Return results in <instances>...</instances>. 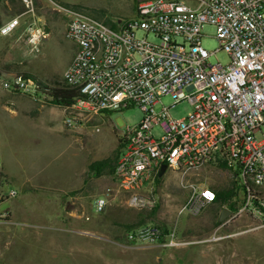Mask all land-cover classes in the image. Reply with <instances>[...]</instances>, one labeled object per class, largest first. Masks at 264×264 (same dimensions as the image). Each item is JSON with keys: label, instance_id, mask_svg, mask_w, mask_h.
Wrapping results in <instances>:
<instances>
[{"label": "rangeland", "instance_id": "374dc122", "mask_svg": "<svg viewBox=\"0 0 264 264\" xmlns=\"http://www.w3.org/2000/svg\"><path fill=\"white\" fill-rule=\"evenodd\" d=\"M20 4L17 0L6 7L0 0V23L23 13L24 5L13 13ZM133 4L132 0H34V14H21L18 30L0 36V78L25 73L52 87L61 84L76 48L64 36L69 18L62 8L76 6L93 15L102 10V19L118 25L135 15ZM32 20L48 34L34 50L23 35L24 25ZM203 32L209 35L202 44L215 50L214 27L206 26ZM210 61L227 64L229 57L217 50ZM41 98L43 104L0 86V264H264V219L246 212L228 214L215 226L222 210L214 202L197 215L179 213L188 184L227 187L234 180L227 168L209 163L185 175L167 170L137 194L120 191L114 174L93 176L88 164L112 154L123 127L139 121L140 109L109 111L70 127L64 122V107L53 104L46 93ZM163 102L171 100L164 97ZM190 109L182 101L170 114L180 118ZM98 196L106 198L100 211L93 207ZM233 201L239 208L244 192L237 190ZM155 204L154 216L146 224L174 229L177 245L127 239L126 224Z\"/></svg>", "mask_w": 264, "mask_h": 264}, {"label": "built area", "instance_id": "2783aa9c", "mask_svg": "<svg viewBox=\"0 0 264 264\" xmlns=\"http://www.w3.org/2000/svg\"><path fill=\"white\" fill-rule=\"evenodd\" d=\"M132 1L135 15L115 28L62 8L69 18L64 36L76 46L62 78L80 93L64 107L65 124L74 127L80 119L137 106L139 121L118 135L114 177L120 191L137 194L158 177L163 164L165 172L182 175L209 163L224 165L245 192L231 217L246 212L263 220L264 199L255 188L264 189V0ZM21 2V14L33 15L34 0ZM21 14L0 24V36L18 30ZM206 26L215 29L218 47L213 51L202 44L209 35L203 32ZM23 35L34 50L48 34L32 20ZM217 50L228 55L227 64L210 61ZM0 86L44 102V87L31 75L1 77ZM164 97L171 102L165 104ZM182 101L191 109L175 118L170 109ZM188 188L179 213L197 215L215 200L207 185L190 183ZM105 205L104 196L93 202L97 211ZM163 236L164 245L179 243L174 229L163 234L152 224L126 233L128 240L144 243Z\"/></svg>", "mask_w": 264, "mask_h": 264}, {"label": "trees", "instance_id": "16d2710c", "mask_svg": "<svg viewBox=\"0 0 264 264\" xmlns=\"http://www.w3.org/2000/svg\"><path fill=\"white\" fill-rule=\"evenodd\" d=\"M2 1L4 2L6 7H10V5H12L17 0H2ZM63 5L68 6L67 4H63ZM71 7L73 9L79 10L76 6H71ZM131 9L135 11L136 9L135 4L132 5ZM22 10H23V3L21 2L20 6H18L17 8H14L13 13H18V12H21ZM96 12H98L96 15H93V14H89V15L103 21L104 23H106L107 25L111 27L115 28L117 26V24H115V22H113L110 18L102 19V17L104 16V12L102 10H97ZM22 74L29 75L25 73H22ZM35 79L38 81V83L41 86L46 88V89L41 88V90L44 93L49 95L50 101L53 104L65 107V106L71 105L75 101L76 98L80 97L78 88L67 86L65 82L63 81V78H62V83L55 87L46 85L42 83L40 80H38L37 78ZM103 113H106V112H103ZM120 146H121V142L119 140L118 147L115 150H113L111 155L101 158V159L91 161L88 164V173L96 177L101 176L102 174H105V173L114 174V166L116 163V159L118 157ZM220 166L226 168L224 165H220ZM155 179H158V177H156ZM213 190L215 191L214 203H218L220 205L221 210L223 208H226L230 210L231 212L236 211V206H235V202L233 201V196L237 195V190L244 192L243 187L241 189V186L237 184L235 180L232 179L229 186L217 188ZM255 191H256V195H260L262 199H264V189L263 188L256 187ZM157 207L158 206L155 204L149 210L143 209L142 211H138L136 213V219L126 224L125 229L129 231L138 226L146 224L154 216V212L156 211ZM221 223L222 222L219 220H216V222H214L215 226H218ZM159 227L162 229L163 234H167L170 231L169 229L166 228L165 225H161ZM163 241H164V236L163 238L158 240V242H163Z\"/></svg>", "mask_w": 264, "mask_h": 264}, {"label": "water", "instance_id": "95a60500", "mask_svg": "<svg viewBox=\"0 0 264 264\" xmlns=\"http://www.w3.org/2000/svg\"><path fill=\"white\" fill-rule=\"evenodd\" d=\"M165 170H166V165H164V164L161 165L160 169H159V172H158V177H161L164 174ZM228 214L230 215L231 211L226 209V208H223L222 212H221V214L219 216V221H222L226 217V215H228Z\"/></svg>", "mask_w": 264, "mask_h": 264}, {"label": "crops", "instance_id": "0c3cea01", "mask_svg": "<svg viewBox=\"0 0 264 264\" xmlns=\"http://www.w3.org/2000/svg\"><path fill=\"white\" fill-rule=\"evenodd\" d=\"M75 50H76V48H75ZM75 50H74L73 54L71 55V57H70V59H69V62H70V60L72 59V57H73V55H74V53H75Z\"/></svg>", "mask_w": 264, "mask_h": 264}]
</instances>
